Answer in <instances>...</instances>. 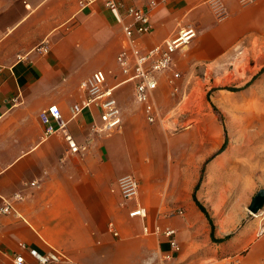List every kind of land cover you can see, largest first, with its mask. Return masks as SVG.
I'll use <instances>...</instances> for the list:
<instances>
[{
  "label": "crops",
  "instance_id": "0c3cea01",
  "mask_svg": "<svg viewBox=\"0 0 264 264\" xmlns=\"http://www.w3.org/2000/svg\"><path fill=\"white\" fill-rule=\"evenodd\" d=\"M117 1L149 14L150 32L136 38L142 52L182 27L197 31L172 54L171 68L156 75L154 122L147 121L116 62L128 17L120 20L102 0L83 8L79 0H0V206L11 200L18 213H0V264H14L16 253L32 262L20 242L42 253L62 250L70 264H264V235L255 237L256 223L217 241L229 233L223 231L228 215L215 219L198 186L212 239L193 198L201 174L221 159L225 138L212 113V93L218 97L222 89L209 90L242 49H264V0H220L222 19L210 0ZM42 45L46 50L38 49ZM98 69L121 113V124L109 133L90 131L100 123L99 109L85 108L75 117L71 112L80 82ZM174 72L180 74L175 94ZM54 104L78 153L70 152L60 131L44 135L39 115ZM123 175L138 181L132 199L117 188ZM16 193L22 199H13ZM214 203L221 207L223 197ZM138 206L146 215L130 216ZM156 226L175 229L178 251L154 232Z\"/></svg>",
  "mask_w": 264,
  "mask_h": 264
},
{
  "label": "built area",
  "instance_id": "2783aa9c",
  "mask_svg": "<svg viewBox=\"0 0 264 264\" xmlns=\"http://www.w3.org/2000/svg\"><path fill=\"white\" fill-rule=\"evenodd\" d=\"M95 1L97 0H79V5L83 8ZM239 1L242 4H248L255 0ZM102 2L106 8L114 11L120 20L124 17L130 19L128 24H123L125 40L122 49L116 55V62L120 67L121 73L125 76L124 81L133 83L134 98L143 105L147 121L154 122L157 119V109L151 98V93L157 86L156 75L171 68L172 54L176 50L187 46L195 38L197 31L190 25L182 27L176 35L166 40L163 44L155 45L142 52L136 45V38L151 30L152 26L148 12L139 7L125 6L117 0H102ZM210 5L218 19L226 16V10L220 0H210ZM46 48V46L42 45L38 49L46 50ZM179 77V72H174L172 79H170L174 94L179 91V87L174 82ZM79 87L81 95L79 100L71 106L72 116H77L85 108L95 107L99 109L100 123H93L90 131L93 133H109L116 129L121 124L120 108L114 96L113 88L106 85V74L104 71L100 69L93 71L80 82ZM39 116L41 122L44 124L45 136L60 131L70 152L78 153L80 151L79 145L66 130L67 121L62 116L57 105H50L46 109H43ZM117 188L124 199H132L137 195L138 181L132 175H123L117 180ZM22 197L21 194L16 193L13 199L19 200ZM10 212L18 215L12 201L6 199L3 205L0 206V213ZM173 212L181 213L180 210H174ZM250 214L253 218L257 219L255 237L264 235V208ZM129 215L144 217L146 210L144 207L138 206L130 211ZM112 232L114 235H117L116 231L112 230ZM144 232H150L147 226L144 227ZM154 232H162L168 237L172 250H179V245L174 236V228L165 227L164 229H160L159 226H156ZM19 246L27 251L32 262H27L22 253H16L13 256L14 264H70L72 262L64 251L53 247L42 253L23 242H20ZM171 257L172 255L170 254L165 255L166 259H170Z\"/></svg>",
  "mask_w": 264,
  "mask_h": 264
},
{
  "label": "rangeland",
  "instance_id": "374dc122",
  "mask_svg": "<svg viewBox=\"0 0 264 264\" xmlns=\"http://www.w3.org/2000/svg\"><path fill=\"white\" fill-rule=\"evenodd\" d=\"M231 61L229 69L215 77L216 87L209 90L222 89L218 97L212 93V113L224 128L225 148L198 186L205 193L203 198H209L203 199L207 207H214L215 219L228 215L223 231L232 235L257 222L247 206L264 187V49H242ZM221 196L223 204L218 207L214 202Z\"/></svg>",
  "mask_w": 264,
  "mask_h": 264
},
{
  "label": "water",
  "instance_id": "95a60500",
  "mask_svg": "<svg viewBox=\"0 0 264 264\" xmlns=\"http://www.w3.org/2000/svg\"><path fill=\"white\" fill-rule=\"evenodd\" d=\"M262 208H264V187L259 188L251 197L247 210L256 213Z\"/></svg>",
  "mask_w": 264,
  "mask_h": 264
},
{
  "label": "trees",
  "instance_id": "16d2710c",
  "mask_svg": "<svg viewBox=\"0 0 264 264\" xmlns=\"http://www.w3.org/2000/svg\"><path fill=\"white\" fill-rule=\"evenodd\" d=\"M225 144H226V136H225V139H224V142L222 144V146L220 147V149L218 150V153L221 152L224 148H225ZM203 173L201 174L200 176V180H201V177H202ZM200 182V181H199ZM199 182L198 184L196 185L195 189H194V193H193V198H194V201L196 202L198 208L204 213V215L206 216V218L208 219L210 225H211V236H212V239L213 238V229H214V226L212 224V221H211V217L209 216L207 210L205 209V207L200 203V201L196 198V195H195V190L198 188V185H199ZM231 236V234H227L225 235L224 237L220 238V239H216L217 241H222V240H225V239H228L229 237Z\"/></svg>",
  "mask_w": 264,
  "mask_h": 264
},
{
  "label": "bare ground",
  "instance_id": "6f19581e",
  "mask_svg": "<svg viewBox=\"0 0 264 264\" xmlns=\"http://www.w3.org/2000/svg\"><path fill=\"white\" fill-rule=\"evenodd\" d=\"M249 213H251V212L249 211Z\"/></svg>",
  "mask_w": 264,
  "mask_h": 264
}]
</instances>
